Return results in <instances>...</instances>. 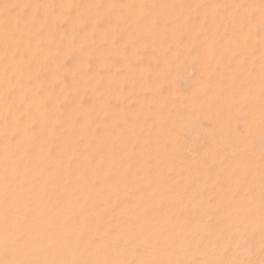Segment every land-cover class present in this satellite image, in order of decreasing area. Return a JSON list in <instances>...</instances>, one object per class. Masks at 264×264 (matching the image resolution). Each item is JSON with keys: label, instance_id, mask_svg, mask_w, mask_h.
<instances>
[{"label": "bare ground", "instance_id": "obj_1", "mask_svg": "<svg viewBox=\"0 0 264 264\" xmlns=\"http://www.w3.org/2000/svg\"><path fill=\"white\" fill-rule=\"evenodd\" d=\"M203 1L191 0L190 12L181 0H0V264H257L264 256L262 242L245 239L254 222L248 233L236 226L225 201L245 167L263 170L234 154L238 142L233 154L222 149L225 100L236 92L227 89L264 84V3L244 11L233 0ZM61 24L77 38L55 49ZM71 50L72 68L91 55L94 63L65 86L59 61ZM105 67L112 74L95 91ZM244 197L237 208L254 210Z\"/></svg>", "mask_w": 264, "mask_h": 264}, {"label": "rangeland", "instance_id": "obj_2", "mask_svg": "<svg viewBox=\"0 0 264 264\" xmlns=\"http://www.w3.org/2000/svg\"><path fill=\"white\" fill-rule=\"evenodd\" d=\"M40 1H42V0H40ZM82 1H84V0H82ZM206 1L204 0L201 4L203 5V4H206L205 3ZM237 2V3H236ZM230 3H236V4H240L241 5V7H242V10H244L245 11V9H246V7H247V5L248 4H250V3H264V0H233V2L231 1ZM244 3V4H243ZM181 7L185 10V11H190L191 12V10L192 9H194V8H196V6H194V5H192V2H191V0H188V1H186V0H181ZM27 9V7H25L24 6V8L20 11V13L22 14V16H24V14H26V9ZM22 12H25V13H22ZM252 16V17H251ZM250 18H253V13L251 12L250 13ZM258 30V29H257ZM58 31V34H55L54 36H53V38H52V45H53V47L56 49V48H58L60 45H61V42L63 41V40H65L66 38H68L71 42H73L74 43V41L76 40V38H77V35H76V32L75 33H67V32H65L66 30H65V27H64V24H61L60 26H59V29L57 30ZM65 32V33H64ZM63 34V35H62ZM64 37V38H63ZM72 38H74V39H72ZM68 39H66V40H68ZM56 41V42H55ZM72 53V54H71ZM72 55V57H70ZM77 52L76 51H74V50H71L68 54H67V56L64 58V59H61L60 61H59V64L63 67V72H62V75H61V81H62V83L65 85V86H68V84H71L72 82H74L76 79H77V77L78 76H80V75H85V74H88L89 72H90V70L92 69L91 67L93 66V63L94 62H92V60L94 61V59H91V57L93 58L94 56L93 55H91V57L89 56L88 57V60H87V58H86V64H85V66L83 67V68H77V69H74V68H72V64H73V62L74 61H76V59H77ZM70 57V58H69ZM67 58V59H66ZM89 58H90V60H89ZM66 59V60H65ZM71 61V63H70V61ZM89 61V62H88ZM66 63V64H65ZM70 66V67H69ZM91 66V67H90ZM110 70H109V69ZM107 69V70H106ZM79 70H80V72H79ZM88 70V71H87ZM112 68H110V67H105V68H103V69H100L99 70V74H100V78H102L101 80H100V78H99V81L97 82V84H95L92 88H94V90L95 91H97V90H100L101 89V87H102V85H103V83H104V81H105V78H106V76H108V75H110L109 73L111 72V74H112ZM41 71V72H40ZM39 71V73L37 74V78H39V79H44L45 78V71L44 70H40ZM68 71V72H67ZM77 71V72H76ZM104 71V72H103ZM109 71V72H108ZM76 72V73H75ZM83 72V73H82ZM74 74H75V76H74ZM103 74V75H102ZM68 75V76H67ZM72 76V77H71ZM187 76H188V74H186L185 73V75H184V73H183V75H182V77L184 78V77H186V78H184V80L185 81H183L182 80V77H181V82H180V84H179V86L180 85H182V84H185V85H183V87H180V88H184V87H186V85L188 84V82H189V77L187 78ZM64 77V78H63ZM69 79H68V78ZM71 77V78H70ZM105 77V78H104ZM68 79V80H67ZM104 79V80H103ZM187 79V80H186ZM66 80V81H65ZM65 81V82H64ZM183 81V82H182ZM187 81V82H186ZM182 83V84H181ZM260 85H262V86H256V87H254L255 89V91H258V95L255 93V91L253 92L252 91V89H251V87L253 88V86L254 85H251V87H250V85H240L239 87H236L237 89H227V92H231V90H235L236 92L234 93V94H231V93H227L228 94V96H227V98H229V97H231L232 96V98H235V101L234 100H231L232 98H229V99H226L225 100V107H226V104L228 105V110H230L232 113H230V111H229V116H228V119H230V122H229V120H228V124H232L233 126H231V124L230 125H228L227 124V126L228 127H226L225 128V130H226V132H225V136H224V139H225V137H227L224 141H226V142H224L223 140H222V143L224 144L223 146L224 147H222V149H224V151H226L225 153H227V152H230V148L231 147H234L233 145H234V143L235 142H238V143H235V147H234V149L233 148H231V151H233V150H235V152H234V154L236 155V152H238L239 151V153H237V154H239V156L242 158V155H244L243 156V159H245V158H247V156H248V158H247V161L249 162V163H251L252 162V160L254 161V160H256L257 162H259L258 163V165H257V167H258V171L262 168V172L260 173V172H256L255 170H253L252 172L250 171V167H245L244 169H245V172H246V174H247V176H245V177H243V178H241L240 179V181L238 182L237 181V183L236 184H228V188H227V190L225 191V197L227 198H225V201H226V203L228 202V200H229V203L228 204H226V206H227V208H226V211L227 212H231V210H233V207L236 209L235 210V212H233L234 214H236V215H234V220H233V222H234V224L236 225V226H238L239 225V227H242L243 229H244V226H246V228L247 229H250V231H251V228L250 227H252V222H254V224L257 222V224H258V221H259V225H257L256 224V226L253 224V227H252V229H253V231H254V233H253V231H251L252 232V234H251V232H249V231H247V229L245 228L244 230H246V233H248L249 234V236L247 237V235H246V237L247 238H245L248 242H249V245H253L254 244V242L255 243H260L261 245H263L264 244V228H260L261 229V231H260V229H259V231H257L258 230V226L259 227H261L260 225H262V227L264 226V224L262 223V222H264V220H263V218H264V201H263V197H264V194H263V192H264V189L261 187V186H263L264 187V177H263V181H261V180H259V181H257V182H255L257 179L256 178H258L259 179V177L258 176H260V179H261V176H263V175H261V174H264V151H263V149H264V144H262L263 143V141H264V119H263V117H264V109H263V106H264V98L263 97H259V95H263L264 94V91H262L263 89H264V84H260ZM101 86V87H100ZM234 87V88H235ZM260 87H262L261 89H260ZM243 88V89H242ZM246 88V89H245ZM125 89V88H124ZM123 89V90H124ZM249 89H251V91L249 90ZM260 90L262 91V93L260 92ZM86 93H83L82 94V96H81V98H80V103H79V105H80V107H85L87 104H88V101H89V98H90V96H89V91H88V89L85 91ZM244 92L246 93V95H244ZM70 93V94H69ZM243 94V97H241L242 96V94ZM249 93H251V95L249 94ZM252 93H254L253 95H252ZM261 93V94H260ZM240 94H241V96H240ZM230 95V96H229ZM254 97V98H252L253 99V101L251 102V97ZM257 96V97H256ZM237 97V98H236ZM239 98V99H238ZM258 98H259V100H258ZM263 98V99H262ZM64 99V100H63ZM60 102H59V108H58V116L60 117V118H62V116H63V113L68 109V108H70L71 106H72V103H73V98H72V92L70 91V92H68V94L67 95H65V97L63 98ZM246 99H249V100H246ZM251 99V100H250ZM71 100V101H70ZM87 100V101H86ZM239 100V101H238ZM246 100V101H245ZM255 100V101H254ZM67 101V102H66ZM227 101V102H226ZM248 101H249V103H248ZM256 101H258V102H256ZM260 101V102H259ZM110 103H109V105L110 106H113L114 105V101L113 100H110L109 101ZM235 102H237L236 104H235ZM241 102V103H240ZM229 103V104H228ZM243 103V104H242ZM257 103V104H256ZM130 104V103H129ZM240 104V105H239ZM232 107H230V106ZM239 105V106H238ZM248 105V106H247ZM129 106V105H128ZM236 107V108H238V109H235L236 111V113H234V110H233V107ZM238 106V107H237ZM243 106V107H242ZM254 106V107H253ZM261 106V107H260ZM230 107V108H229ZM234 107V108H235ZM63 110H62V109ZM232 109V110H231ZM242 109H243V112L241 113V111H242ZM257 109V110H256ZM240 112H239V111ZM214 111V110H213ZM253 111V112H252ZM261 111H263V112H261ZM239 112V113H238ZM261 112V113H260ZM247 113H248V115H247ZM256 113H258V114H256ZM263 113V114H262ZM241 114V115H240ZM251 114V115H250ZM257 116H256V115ZM260 114H262V115H260ZM230 115H231V117H230ZM253 115V116H252ZM242 116V117H241ZM263 116V117H262ZM239 117H241V118H243V119H239ZM262 117V118H261ZM105 118V117H104ZM238 118V119H237ZM258 118V119H257ZM251 119V120H250ZM231 120H235V121H233V123H232V121ZM237 120V121H236ZM248 120H250V121H248ZM252 120H254V122H251ZM256 120V121H255ZM65 121V122H64ZM239 121H240V124H239ZM243 121V122H242ZM261 121V122H260ZM67 123V120L66 119H61V121H59L58 123H56L55 125H56V127H55V130H54V136H53V138H52V140H51V142H50V145H49V148L51 147V149H53V148H55L56 146H57V144H58V140H57V136H58V133H59V130L60 129H62L63 128V126H64V124H66ZM237 124L236 125V127H238V124H239V127L243 130H241V129H239L238 131H240V132H238V131H236L237 130V128L235 129V124ZM248 125L249 124V126H252V128H250L249 126H243V125ZM255 123V124H254ZM243 124V125H242ZM258 124H260L259 125V127H257L258 126ZM241 125V126H240ZM254 126H256V127H254ZM232 127V128H231ZM238 127V128H239ZM244 127V128H243ZM246 127V128H245ZM228 128V129H227ZM261 128V129H260ZM97 129V131H96V133L98 132V130H99V128H95V130ZM245 129V130H244ZM247 129V130H246ZM250 129V130H249ZM252 129H253V131H252ZM231 130V131H230ZM228 131V132H227ZM252 133H251V132ZM262 131V132H261ZM229 132L231 133L230 135H228L229 134ZM235 132H238L239 133V136L237 135V133H235ZM259 132H261V134H263V135H260V133ZM234 133V134H233ZM247 133H249V134H247ZM255 133V134H254ZM259 133V135L260 136H258V138L260 139L259 141L260 142H262V143H260V142H258L257 140H258V138H257V136H256V134H258ZM233 134V135H232ZM235 135V136H234ZM245 135V136H244ZM251 135V137H250V139L248 138V136H250ZM252 135H253V137H252ZM254 135L256 136V138L254 137ZM56 136V137H55ZM230 136V137H229ZM232 136H233V138H232ZM235 137V138H234ZM237 137V138H236ZM232 138V139H231ZM238 138H240V139H238ZM256 139V140H255ZM230 140V141H229ZM233 140V141H232ZM238 140V141H237ZM242 140V141H241ZM250 141L251 140V142H250V146H249V143H248V141H247V143H243L244 141ZM235 141V142H234ZM257 141V143H255ZM230 142H232L230 145H229V143ZM234 142V143H233ZM222 143H221V146H222ZM228 143V145L226 146V144ZM242 143V144H241ZM258 143H259V145H258ZM54 144V145H53ZM233 144V145H232ZM237 144H238V146H237ZM242 146H241V145ZM243 144L245 145H248V146H243ZM263 146H262V145ZM252 145V146H251ZM254 145V146H253ZM256 146V147H255ZM261 146V148H258V147H260ZM226 147L229 149H227L226 150ZM236 147H237V149H236ZM238 147H240V148H238ZM250 147H252V148H250ZM255 147V148H254ZM263 147V148H262ZM247 148H249V149H247ZM233 149V150H232ZM238 149H241L242 151H240V150H238ZM259 149V150H258ZM244 150V151H243ZM248 152H247V151ZM249 150L250 151H253V152H256V156H255V154H249ZM243 152V153H242ZM244 152H246L245 154H244ZM252 152V153H253ZM260 152H261V154H260ZM232 152H230V153H227L228 155L229 154H231ZM247 153H248V155H247ZM233 154V153H232ZM241 154V155H240ZM260 156H263V158H261ZM245 157V158H244ZM257 157V158H256ZM256 158V159H255ZM250 159V160H249ZM261 159V160H260ZM261 161V162H260ZM261 163V164H260ZM259 165H260V168H259ZM247 168V169H246ZM256 169V168H255ZM250 172L251 174H250V176H249V178H247L248 177V175H249V173L248 172ZM257 173H259L260 175H257ZM257 175V177L256 176H254V177H256V178H253V175ZM252 176V177H251ZM250 178H251V180H253L252 181V185L253 186H251L252 187V189H250V190H252V192L249 190V188H248V190H246L247 189V187L246 186H248L250 183H251V180H250ZM250 180V182H248L249 180ZM255 179V180H254ZM246 182V184L244 183V182ZM253 182H255V184L256 183H258V184H256V185H259L260 184V188H262L263 190H261V192H259L260 190H259V186L257 187ZM263 184H261V183ZM249 183V184H248ZM244 184H245V186H244ZM233 185H237V189H236V187L234 188L233 187ZM238 185H240V186H238ZM251 185V184H250ZM250 185L248 186V187H250ZM255 185V186H254ZM230 186H232L231 187V189H232V191H234V194H233V192L231 191V189H229V187ZM244 187H246V188H244ZM254 187H257V188H254ZM244 189V190H243ZM258 189V190H257ZM231 192H230V191ZM243 190V191H242ZM246 190V192H244ZM229 191V192H228ZM238 191V192H237ZM258 191V192H257ZM241 192H242V194H241ZM250 192V193H249ZM256 192L257 193H259V195H261V196H263V197H261V196H259L258 194H256ZM226 193H229V196H231L232 198H228L229 196H228V194L226 195ZM245 193V194H244ZM246 193H249V194H246ZM233 194V195H232ZM244 195H247V197L251 200V201H249V199H248V204H250V205H248V206H250V207H254L255 209V212L257 213V215L258 216H256V214H255V212H254V210H251V208L250 209H248V211L249 210H251V214H250V211L249 212H247L246 210L247 209H245L244 210V208H246L247 206H245L246 204V202H244V204L245 205H242L241 206V208H237L238 206H237V204L238 205H240V204H243L242 203V201L241 200H243V201H246L247 200V198L246 197H244ZM252 197H255L256 199H254V198H252ZM260 197V198H259ZM246 198V199H245ZM263 198V199H262ZM245 199V200H244ZM253 199H254V201H253ZM257 199H258V201L260 200V201H262L263 203H261L260 201L258 202L257 201ZM237 200V201H236ZM241 202H240V201ZM253 201V202H252ZM257 201V202H256ZM238 202V203H237ZM240 203V204H239ZM233 205V206H232ZM252 205H254V206H252ZM244 206V207H243ZM258 206H260L261 208H259ZM230 207V208H229ZM240 207V206H239ZM259 208V210H258V208ZM262 207H263V210H262ZM243 208V209H242ZM256 208H257V211H256ZM229 209H231V210H229ZM241 209V210H240ZM237 210H239L238 211V213L239 214H237ZM234 211V210H233ZM242 211V212H241ZM247 212V214H246V212ZM241 212V213H240ZM243 212H245V213H243ZM252 212H254L253 213V215H252ZM260 212V213H259ZM232 212H231V214H233ZM243 214H245V215H243ZM252 215V216H254V217H251L250 215ZM233 216V215H232ZM232 216H229V218L230 219H228V221L230 220V221H232L231 220V218H232ZM238 216L240 217V222H239V220L238 219H236V218H238ZM241 216H246L247 217V220L245 221V217H243V218H245L244 220H242V218H241ZM249 217H251V218H249ZM256 217V218H255ZM263 217V218H262ZM248 219H250V220H248ZM236 220H238V221H236ZM244 221V222H243ZM250 221H252V222H250ZM239 224H238V223ZM244 223V224H242L243 226H241L240 225V223ZM247 222V223H246ZM260 222H261V224H260ZM245 223L247 224V225H245ZM250 225H249V224ZM248 226V227H247ZM254 226H255V228L257 227V229H255L254 228ZM256 231L259 233V235H260V232L262 233V231H263V233H262V235L263 236H258V233H256ZM253 235L255 236V237H257V238H254L253 237ZM257 235V236H256ZM250 237V238H249ZM259 237V238H258ZM262 237H263V239H262ZM250 240H249V239ZM261 238V239H260ZM255 239V241H252V240H254ZM259 239V242H257V240ZM245 240V241H246ZM246 241V242H247ZM247 242V243H248ZM263 244H262V243ZM264 246H262L261 247V249H263L264 250V248H263ZM261 254V255H260ZM260 254H259V256H258V263L259 264H264V262H262V258L264 259V256L262 257V252H260ZM264 254V253H263ZM262 257V258H261ZM259 258H261V259H259ZM261 260V261H260ZM264 261V260H263ZM257 263V264H258Z\"/></svg>", "mask_w": 264, "mask_h": 264}]
</instances>
